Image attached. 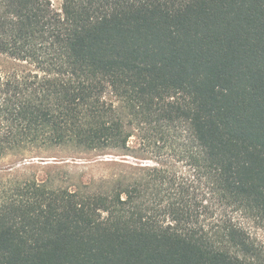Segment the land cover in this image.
<instances>
[{"label": "trees", "instance_id": "1", "mask_svg": "<svg viewBox=\"0 0 264 264\" xmlns=\"http://www.w3.org/2000/svg\"><path fill=\"white\" fill-rule=\"evenodd\" d=\"M0 53L33 67L0 68V159L124 149L129 125L157 157L173 139L210 206L264 221V0H0ZM158 163L98 191L0 173V264H264Z\"/></svg>", "mask_w": 264, "mask_h": 264}, {"label": "rangeland", "instance_id": "2", "mask_svg": "<svg viewBox=\"0 0 264 264\" xmlns=\"http://www.w3.org/2000/svg\"><path fill=\"white\" fill-rule=\"evenodd\" d=\"M56 10H62L63 0H51ZM0 68L4 73L14 70L29 71L32 66L16 61L0 53ZM104 99L118 108L121 116L126 119L125 112L121 109L117 98L109 91L105 92ZM132 136L129 138L127 148L124 149H87L74 144H62L39 149L33 157L19 160L13 156L0 159V173H20L28 177H35L41 182L52 187L68 188L72 191L91 190L98 191L113 187L117 182L129 183L139 178L147 167L160 165L168 166L178 173L181 180L195 185L191 189L193 197L199 205L203 217L214 223L232 220L242 226L252 237L255 243L264 250V221L256 219L247 213L234 210L227 205L215 203L210 206L209 197L201 183L194 181L193 171L174 156L173 139L161 142L162 156H154L141 144L138 131L127 125ZM16 164L11 168V165ZM205 205L208 206L205 209ZM212 219V220H211ZM213 225V224H212Z\"/></svg>", "mask_w": 264, "mask_h": 264}]
</instances>
